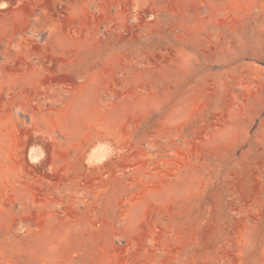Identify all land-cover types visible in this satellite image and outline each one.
<instances>
[{"label": "rangeland", "instance_id": "rangeland-1", "mask_svg": "<svg viewBox=\"0 0 264 264\" xmlns=\"http://www.w3.org/2000/svg\"><path fill=\"white\" fill-rule=\"evenodd\" d=\"M0 264H264V0H0Z\"/></svg>", "mask_w": 264, "mask_h": 264}]
</instances>
